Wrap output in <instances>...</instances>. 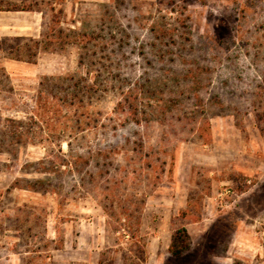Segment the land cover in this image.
Returning <instances> with one entry per match:
<instances>
[{
    "label": "rangeland",
    "instance_id": "rangeland-1",
    "mask_svg": "<svg viewBox=\"0 0 264 264\" xmlns=\"http://www.w3.org/2000/svg\"><path fill=\"white\" fill-rule=\"evenodd\" d=\"M0 264H264V0H0Z\"/></svg>",
    "mask_w": 264,
    "mask_h": 264
},
{
    "label": "trees",
    "instance_id": "trees-1",
    "mask_svg": "<svg viewBox=\"0 0 264 264\" xmlns=\"http://www.w3.org/2000/svg\"><path fill=\"white\" fill-rule=\"evenodd\" d=\"M7 10H27L26 8H21L17 6H12L6 8ZM18 59V57H17ZM74 99L77 98V95H72ZM192 241L191 237L184 227L177 228L173 231L171 236V241L168 247V251L171 255L175 257H182L186 252L189 251Z\"/></svg>",
    "mask_w": 264,
    "mask_h": 264
}]
</instances>
